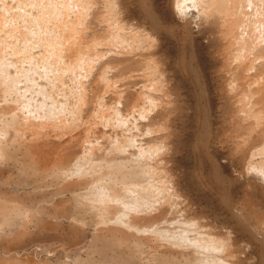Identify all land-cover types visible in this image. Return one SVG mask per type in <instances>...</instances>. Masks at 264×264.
<instances>
[{"label":"rangeland","instance_id":"374dc122","mask_svg":"<svg viewBox=\"0 0 264 264\" xmlns=\"http://www.w3.org/2000/svg\"><path fill=\"white\" fill-rule=\"evenodd\" d=\"M31 1L25 0L24 2V0H0V2L7 4L5 11L4 8L0 7L3 9L0 12L4 13L5 17L9 14L2 23L4 24V22H7V24H5L6 27H1L2 24L0 23V37L8 43L10 42L9 44L13 43L16 44V47H19L22 46V42L24 43L25 36L28 42L30 41L34 44H31V47H34V49L32 47L31 50L33 49L32 52L35 55L32 58L31 64L38 63L37 66L40 65V68H38L40 70H45L46 63L42 60L45 48L38 41L39 37L45 34L47 21L46 19H41L43 22L40 20L38 21L36 20V17L42 11L44 7L43 4L51 5L52 2L50 0H40L41 2L36 4V0ZM48 1H50V3L46 4ZM55 1V3H59L57 2L58 0ZM59 1L61 2V0ZM96 1L97 2L93 7V10H95L94 12L105 11V4L102 1L99 2V0ZM117 1L120 2L119 4L122 8L126 6L123 8V20L125 19L126 23H128L127 26H129V24H134L133 26H140L146 30H154V34L156 33V35L159 36L158 50L161 52H158V55L161 61H163L162 65L164 66L163 68L165 71L164 78L165 80L167 79L165 84L168 83V85H165V88L167 91L170 90L168 91L170 97H168L169 101L166 102L167 104L164 103L163 105H158V108L157 106L154 107L156 108L155 110L158 111L155 116L138 118V126L133 127L131 122L130 124L132 125H127V129H124L123 131L127 134L132 131L131 133L137 135V142L140 141L143 142V145H147L149 142L157 140L160 136V133L155 132H153V135L152 131L148 129L154 126L157 122L165 119L167 125L170 123V127L168 128L167 126L168 130H165V133L167 132V136L171 138L169 142L170 146L173 147H170V150L167 152L166 159H168V157L169 159H165L166 163L164 161V163H160V166L153 163L154 167L152 173L144 176L140 173V171H130L128 168L129 166L122 161L123 154H120L112 148L114 146L113 144H115L116 137L117 139L123 137L121 128H118L117 130L118 126H113L116 125L113 120L116 119L117 121L120 118H127L126 108L137 98V92H145L146 90V93H150V95L155 98L163 96L161 90L157 88L156 80H154L155 82L148 80L142 75L143 80L140 77L139 83L134 87L132 86V88L130 87L131 90L129 87L128 90L125 88V97H123L120 103H115L116 98L114 97L115 94H113L112 91H109V93L108 91H103L104 81H100L102 84L100 82V84H95V87H98V90L96 89V95L98 97L103 96V103H105L104 107L103 104L100 106L97 102V96L89 92L88 97L90 98V102L88 104H91L92 106L87 104L83 108V120L76 125V128L77 126L79 127L78 129L75 130L74 128L71 130L72 132L68 131V134L66 133L67 135H62L63 137L58 136V138L56 136H51L34 140L32 142L34 144V148L31 146L29 147V142L26 143L25 141L22 142L19 147L15 148L11 145L8 146L9 144L5 145L4 151L6 154L0 160V208L4 206V209H0V219L3 221V228L0 229V264H181L180 261H178L179 259L177 258L174 248L164 244L162 239H160L155 232L151 231L150 233L149 231V233H146L148 231H142L138 234L136 231H130L127 229L128 233H131L130 240H126V242L125 240L119 241L110 234L109 228H123L124 226L119 225V223H116L115 221H109V223H105V225H102L104 223L99 224L98 220L100 219V216L96 212V209L93 207L91 208L92 204H98V201L94 199L96 185L105 188L108 186L115 188L116 185L117 188L115 189H117L119 194H122L121 196L125 197L128 202L136 192L141 193L142 186H146L149 183L154 184V187H152V189H148L146 195L144 196L148 197L149 195L150 197H155L157 200L154 198V201L156 202L152 208L150 207L149 209L139 211L136 214L138 217L144 218V220L155 219L153 222H155L158 226L167 227L171 220L178 219L182 213L180 209L184 208V212L187 210V217H196L200 221H203V223L211 225L215 228L216 226H219V231L221 230V233L225 235L228 233L226 230H229L234 237L235 246H237L238 249L240 248V261L242 264H247L249 261L251 263L249 262L248 264H253V262L256 263L258 258H260L262 254L264 255V236L261 235L262 233L260 231L261 223L264 221V192L263 189H261L264 188V179L254 172L250 173L244 170L243 167L246 160L245 154L234 153L238 141L247 129L237 118L232 116L234 103L231 102L232 100L227 94L228 92L226 91L225 85H222V83L225 82L227 74L219 70L218 67L220 62L218 61L220 60L218 59L216 52L212 50L214 48L209 44V39L207 37L208 29L211 24L205 19L199 18L191 6L187 7L188 11L186 10V14L184 13L178 15L179 13L175 11L171 0ZM20 2L25 4H21ZM32 3H35V6ZM36 5L38 6L37 8ZM41 5H43V7H41ZM263 6V4H260V9L256 13V16H252L255 21L258 20L255 22L257 27H262L263 24ZM8 7H10V11L8 10ZM143 13L145 14L143 15ZM12 15H14L15 19ZM133 15L138 16V23L133 20ZM191 15H194L195 17H192ZM52 16L50 19L51 22L48 20V26H52V21L55 19V16ZM72 16L73 14L71 17ZM183 18L185 20H183ZM196 18L197 22H199L198 24L196 22ZM261 18H263L262 21ZM13 19L14 22H12ZM90 19L92 21L94 20V24L92 29L87 32L88 36L93 33L94 29L99 30L96 32L101 33L103 32L101 30H104V28L107 27V25L104 24L106 22L103 24L101 23V25L95 22L94 17H91ZM11 22L14 25H12ZM43 24H45V26ZM96 25L98 27H96ZM11 26H13V31L10 30ZM17 26H19V29L14 28ZM187 28L189 31L192 29V33L186 30ZM159 29L162 30L159 31ZM8 32H10V34ZM178 33H180V35ZM195 42H197V44ZM183 43L185 45H183ZM13 44L9 45V47L11 46V50L8 47L9 53L7 52V57L11 58L10 60L16 63L19 66H17L18 68L29 67L31 65L29 62L30 60L28 58L27 60L23 59V55H26L27 51H21L18 49L15 51L12 49ZM184 50L186 53H183ZM209 50L210 52H208ZM205 52H207V54ZM49 53L50 50L48 51V54ZM11 56H13V58ZM194 57L197 60H195ZM19 61L20 63H18ZM126 62L129 64L130 60H124L116 66L117 68L115 67L112 70L110 69L111 71L109 70L107 72L108 77L111 76L110 78H115L119 73H123V68L124 72H127V69H129L130 65L134 62H130L129 65L125 64ZM41 64L44 66H41ZM10 71L13 73L14 69L11 68ZM81 71L82 69L78 70V73H70L71 71L67 72L64 77L65 86H67L65 89L68 90V87L76 84L79 78L82 80L87 79L89 75H86L85 77V75L79 74L82 73ZM169 72L172 73L169 75ZM93 73L94 74H91V77L98 75L100 73V69H95ZM222 74L224 77H221ZM66 77H68V79ZM23 78L21 79V83H24L26 80ZM36 78L40 83H46L45 80H42L45 78L41 77V79L39 76H36ZM74 81L76 82L74 83ZM102 85L103 87H101ZM119 85L124 88L122 84ZM147 86H150V88ZM155 86L159 90H156V88H154ZM153 88L156 91H153ZM220 89H222V92ZM149 90L150 92H148ZM129 91H131V93ZM153 92L157 96H154ZM157 92L159 93L157 94ZM102 93L104 95H102ZM132 94L134 96H132ZM58 97L61 101L64 100V94L62 91L58 94ZM33 99L34 101H39L41 96L34 95ZM126 100H129L128 104ZM111 103L116 105V107L120 106L118 108L120 110L123 109L124 111L121 110V114L115 113ZM146 103L149 104L148 99L146 100ZM90 107L91 109H89ZM92 108H94L96 113L100 111V113L97 114L94 112L96 115L93 114L95 117L94 121L96 122L93 121L94 117L90 115ZM101 110L103 111L101 112ZM107 110L109 112H107ZM97 115L101 116H98V120L96 119ZM108 115L109 117L111 115V117L109 118ZM104 116H107L108 118ZM85 118L88 119L85 120ZM89 121H91L92 127ZM130 121L131 120H129V122ZM112 126L117 131L113 130ZM93 127L95 128L91 129ZM129 127L131 130L128 129ZM138 127L142 133L138 131ZM135 130L136 132L138 131V133H136ZM78 131H81L82 133H79ZM84 134H88V137H86L87 139L90 137V139L82 142V135L85 136ZM143 134L146 136L141 137ZM72 136H75L74 139ZM151 137H153L152 140L150 139ZM68 138L70 140H68ZM254 138H256V136ZM76 141L77 143H75ZM172 141H174V143H172ZM82 144L85 145V147L86 145L88 147L96 144L95 147L97 148L94 153H83ZM136 146L137 143L132 145L130 149L134 150V147ZM70 155L71 157H69ZM60 160L67 166L68 164L70 166L80 163L86 168H92L93 173H97L86 176L87 179L82 178L85 183H83L84 185L82 184L81 188H79L74 184L76 178L72 177L73 179H71L69 176H64L59 172L58 168L62 163ZM165 169L173 178L171 179V183L165 181ZM238 169L244 171L242 172V175ZM242 176L244 178H242ZM259 183H262L263 186L259 187L261 186L258 185ZM131 184H134V187H130ZM172 192L173 195H170L172 197L169 202H164V197H167L168 199V194H171ZM11 199H15L17 201V205L21 211L18 212V214L15 213V210L13 209V212L11 211L10 207L13 205L10 201ZM6 202L7 204H5ZM117 205L122 207L119 204ZM7 208L10 211H6ZM25 208L32 209L30 219H28L23 213ZM161 208L164 209L161 210ZM221 219L229 220L228 222L230 225L227 228L221 227V223L219 222ZM111 220L115 219L112 218ZM164 220L168 221L164 222ZM150 227L153 226L150 225ZM148 237L152 238L149 239ZM131 239L133 240L131 241ZM237 241L239 243H237ZM241 248L243 250H241Z\"/></svg>","mask_w":264,"mask_h":264},{"label":"bare ground","instance_id":"6f19581e","mask_svg":"<svg viewBox=\"0 0 264 264\" xmlns=\"http://www.w3.org/2000/svg\"><path fill=\"white\" fill-rule=\"evenodd\" d=\"M32 1H34V0H32ZM50 1L52 2V4L51 5L43 4L44 7H43V5H41V7H43V9L41 8L42 11L39 13L38 16L36 15L37 16L36 20L42 21L43 19H46V21H47V23H46L47 26H45V24H43L45 26V29H46L45 34L41 35L39 37V41H38L45 48L44 49L45 52L42 56V60L45 61L44 63H46L45 64V66H46L45 70H40L39 69L40 65L37 66L38 63L37 64H31L32 58L35 56L32 52L34 47L32 46L33 49L31 50V48H32L31 44L32 43L30 41L28 42L25 36H24V43L22 42V46L16 47V44H13V43H11V44H13L12 49L15 51H17V49L21 50V51H27V54L23 55L24 56L23 59L27 60V58H28L30 60L29 62L31 65L27 68H24V67L18 68L19 66L16 63L12 62V60H10L11 58L7 57V54L9 53L8 47L11 44H9L10 42L8 43L7 41H4V39L0 37V87H1L0 88V90H1V92H0V160L6 154L4 151L5 145L9 144L8 146L11 145L15 148V147H19L22 144V142L25 141L26 143L29 142V145H28L29 147L31 146L32 148H34V144L32 143L34 140H37V139H40L43 137L44 138L45 137H51V136H56V137L60 136L61 137L62 135L66 134L68 131H71L74 128H75V130L78 129L79 127L77 126V128H76V125L79 122H81V120H83L82 119L83 108L90 102V98L88 97V93L90 92V93L94 94L95 96H97L96 95V89L98 87H95V84L99 83L100 81H104L103 82L104 83V88H103L104 90L103 91L104 92L108 91V93H109V91H112V93L115 94L114 95V97L116 98L115 103L116 102L120 103L121 100L123 99V97H125L124 96L125 88L128 90V87H129V89H130V87L132 88V86L134 87L135 85H137L139 83L140 77L142 79V77L144 76L148 80H152V81L156 80L157 88H159L161 90V92L163 93V96L161 95L162 97L158 96L160 98H155V97L151 96L150 93H146V90H145V92H143V91L137 92V98L126 108L127 118L126 119L125 118H120V119L117 118V119H119L117 121L114 118L115 120H113V121H115V124H116L113 126L114 127L118 126L117 130H118V128H121L123 137L118 138V139L116 137L115 144H113L114 146L112 148H114L120 154H123L122 161L125 162L127 166H129L128 168L130 171H140V173H142L144 176L149 175L153 171V167H154L153 163L157 164V166H160V163H164L166 156H167V152H168V150H170L171 146H170L169 140L171 138H169L167 136V134H166L167 132L165 133V130H168L167 126H168V128L170 127L169 126L170 123L167 125V122L164 119L160 122H157L154 126L150 127L148 130L152 131L153 135H154L153 132H155V133H160V136L158 137L157 140L153 139L154 141L149 142L147 145H143L142 144L143 142H140V141L137 142V137H136L137 135L131 133L132 131L127 134V133H124L123 130L127 129V125H129L131 122L133 125L132 124H130V125H132L133 127L138 126L137 125L138 124L137 121L139 120L138 118L155 116L156 113H158V111L155 110L156 108H154V107L157 106V108H158V105H163L164 103L169 101L168 97H170V96H169L168 91H170V90L167 91V89L165 88V85L166 84L168 85V83L165 84V81H167V79L165 80V78H164V72L165 71L163 68L164 66L162 65L163 61H161V59L158 55V52H159V50H158V47H159L158 37L159 36H157L156 33L154 34V30L153 31L146 30L144 28H141L140 26L139 27L133 26L134 24L133 25L129 24V26H127L128 23H126L125 19L123 20V8H125L126 6H124L122 8L119 4L120 2H118L117 0H99V2L102 1L105 4L104 7H106V8L104 9L105 11H100V12H96V13L94 12L95 10H93V7L97 2L96 0H61V2L58 0L57 2H59V3H55L56 2L55 0H50ZM50 1H48L46 4L50 3ZM171 1L173 3L172 6H174L175 11L177 13H179L178 15L184 14V13L186 14V12L188 11L187 7L191 6L192 9L195 10L194 12L197 13L199 18H203L211 24L210 28L208 29V36L207 37L209 39V44L211 46H213V48H214V49H212V48L211 49L216 52V55H217L218 59L220 60V61H218V62H220V65L218 67L219 70L222 72H225V74H227L225 82L223 80L224 83H222V85H225L226 91L228 92L227 94L229 95L230 99L232 100L231 102L234 103L232 116L237 118L241 122V124L247 129L246 132L241 136V139L238 141V143L235 147L234 153L245 154L246 160L244 162V167H243L244 170L247 172H250V173L254 172L257 175H259L261 178L264 179V20H263L264 17L261 18V21L263 20L262 27H257V24H255V22L258 20L255 21L252 17V16H256V13L260 9V7H259L260 4L264 5V0H171ZM24 2H25V0H24ZM40 2H41L40 0H36L35 3L37 4ZM0 3H1L0 7L4 8V11H5L6 10L5 7L7 6V4L4 2H0ZM35 3L34 4L32 3V4L35 6ZM21 4H25V3H21ZM32 4H31V6H32ZM104 4H101V5H104ZM37 7L38 6L36 5V8ZM101 7H103V6H101ZM1 8H0V11L3 10ZM9 8L10 7H8V10H9ZM263 8H264V6H263ZM38 11H39V9H38ZM190 11H192V10H190ZM5 14H7V13H5ZM72 14H73V16L71 17ZM144 14L145 13H143V15ZM14 15H12V16L14 17ZM52 15L55 16V19L52 18L53 24H52V26H48V23H49L48 20L51 19ZM145 16L148 17L147 15H145ZM182 16H184V15H182ZM6 17L4 15V13L0 12V23L1 24L3 23V20ZM91 17H94L96 23H99V24L102 23L103 24L104 22H106L104 24H106L107 27L105 26L106 28H104V30H101V31H103V32L100 31L101 33L96 32L99 30L94 29L95 32L94 31H93V33L91 32L92 34L88 36L87 32L90 31V29H92L93 24H94L93 23L94 20L92 21L90 19ZM192 17H195V16L193 15ZM30 18H31V16H30ZM58 18H60V19H58ZM131 18H132V16H131ZM149 18H150V16H149ZM14 19H15V17H14ZM14 19L12 22H14ZM25 20H28V19H25ZM133 20L138 23L139 22L138 16L133 15ZM157 20H156V22H157ZM183 20H185V19L183 18ZM200 20H198V21H200ZM42 22H40V23H42ZM50 22H51V20H50ZM196 22H197V18H196ZM201 22H202V20H201ZM198 23L199 22H197V24ZM5 24H7V22H4V24H2L1 27L5 28L6 27ZM156 24H158V23H156ZM190 24H191V21H190ZM12 25H14V24L12 23ZM97 25H96V27H98ZM160 25H162V24H160ZM18 27L19 26L14 27V28L17 29ZM12 28H13V26H11L10 30H12ZM101 29H102V26H101ZM162 29H164V28H162ZM162 29H159V31ZM186 30H188V28ZM191 30L190 31L188 30V31L191 32ZM199 30H200V28H199ZM8 31H9V29H8ZM38 31H39V29H38ZM164 31H166V30H164ZM188 31H186V32H188ZM10 32H8V33L10 34ZM178 34L180 35V33H178ZM188 35H190V34H188ZM203 35H204V33H203ZM186 38H188V37H186ZM160 41H162V40H160ZM38 42H36V43L38 44ZM190 42H189V44H190ZM195 43L197 44V42H195ZM32 45H34V44H32ZM38 45H40V44H38ZM183 45H185V44L183 43ZM188 47H189V45H188ZM191 47H192V45H191ZM9 49L11 50V46L9 47ZM191 49H190V51H191ZM49 50H50V53L48 54ZM208 52H210V50ZM183 53H186L185 50ZM205 53L207 54V52H205ZM17 55H18V53H17ZM49 56H50V59H49ZM11 57L13 58V56H11ZM198 57H199V55H198ZM161 58H163V57H161ZM182 58H183V56H182ZM18 59H20V58H18ZM194 59H195V57H194ZM213 59H215V58H213ZM33 60H35V59H33ZM124 60H130V62H134L132 65H130V68L127 69L128 71L124 72V68H123V73H119L115 78H110L111 76L108 77L107 72L110 69L112 70L113 68L118 66L119 63H122ZM195 60H197V59H195ZM130 62H129V64H130ZM18 63H20V61ZM135 63H136V65H135ZM201 63H202V61H201ZM210 63H212V62H210ZM210 63H209V65H210ZM42 64H41V66H44ZM125 64H127V62ZM129 64H127V65H129ZM11 68L14 69L13 73L10 71ZM126 68H127V66H126ZM81 69H82V71H81L82 73H79V74H83V75H85V77H86V75H89L87 77V79L82 80L79 78V80H77V82L74 81V83L76 82V84L72 85L71 87H68V90L65 89V87H67V86H65L66 84H65L64 77L67 74V72L71 71L70 73H72V72L76 73L78 70H81ZM95 69H100V73L96 76L91 77V74H94L93 71ZM169 71H171V70H169ZM172 72H169V75ZM223 74H222V76L221 75H219V76L224 77ZM36 76H39L40 78L41 77L45 78V79H42V78L41 79L43 81L45 80L46 83H44V82L40 83L39 80L36 78ZM23 77L26 80L24 83L23 82L21 83V79ZM168 77H170V76H168ZM66 78L68 79V77H66ZM144 80H145V78H144ZM146 82H144V83H146ZM119 84H122L124 86V88L120 87ZM147 84H150V83H147ZM101 87H103V85ZM136 88H137V86H136ZM148 88H150V86ZM154 88H156V86ZM154 88H153V91L155 90ZM157 88H156V90H159ZM141 90H142V88H141ZM220 90L222 92V89H220ZM61 91L64 94V100H62V101L58 97V94ZM129 92L131 93V91H129ZM148 92H150V90ZM103 93H102V95L105 94V93L104 94ZM158 93L159 92H157V94ZM171 93H172V90H171ZM153 94H154V92H153ZM34 95L41 96V99L39 101H34V99H33ZM228 95H227V97H228ZM95 96H94V98H95ZM132 96H134V95L132 94ZM154 96H157V95L154 94ZM102 98H103V96H100V97L97 96V99L96 98L95 99L97 100V102L99 103L100 106H102V104H103V107H104L105 103H103L104 100ZM145 98H147L149 100V104H147L148 102L146 103L147 99H145ZM91 99H93V98H91ZM104 99H105V97H104ZM129 100L128 101L126 100L127 104L129 103ZM166 104H165V107H166ZM169 104H171V103H169ZM88 105L92 106L91 104H88ZM96 106H97V103H96ZM96 106H95V108H96ZM100 106H99V108H100ZM112 106L114 108L115 113L121 114V110L124 111L123 109L120 110L118 108L120 106L116 107V105H113V104H112ZM167 108H168V105H167ZM86 109H87V107H86ZM89 109H91V107ZM102 111L103 110H101V112ZM94 112H95L94 108H92L90 115L93 116V114L96 115L97 113H100V111L97 113L95 112L96 114ZM107 112H109V111L107 110ZM109 114H111V113H109ZM112 114H114V113H112ZM122 114H124V113H122ZM98 116H100V115H97L96 119L98 118ZM113 116H112V118H113ZM164 116H165V112H164ZM104 117L108 118L109 115H108V117L107 116H104ZM110 117H111V115H110ZM106 118H104V119H106ZM87 119L85 118V120H87ZM94 120H95V117L93 118V121ZM129 120H131V121L129 122ZM89 122L91 124V121H89ZM94 122H96V121H94ZM84 124H86V123H84ZM151 125H153V124H151ZM119 126H121V127H119ZM86 127H90V126H86ZM91 127H92V124H91ZM114 127H113V130H116V129H114ZM94 128L95 127L91 128V129H94ZM91 129H90V131H91ZM128 129H130V127ZM135 129H137V128H135ZM138 129H139V127H138ZM75 130H74V132H75ZM93 131H95V130H93ZM138 131H140V129ZM138 131L136 132V130H135L136 133H138ZM86 133H88V132H86ZM140 133H142V132L140 131ZM161 133H162V135H161ZM152 134H151V136H152ZM87 135H85V136L82 135V137H83L82 142L84 140L88 141V139H90V137L87 139V137H88ZM144 136H146V135L143 134L141 137H144ZM147 136H149V135H147ZM255 136H256V138H254ZM74 137H73V139H74ZM138 137H140V136L138 135ZM141 137H140V139H141ZM152 138L153 137H151L150 139L152 140ZM46 139H48V138H46ZM68 140H70V139L68 138ZM35 143H36V141H35ZM66 143H67V141H66ZM75 143H77V141ZM136 143H137V146L134 147V150L130 149V147L132 145H135ZM172 143H174V141H172ZM85 144H88V143H85ZM79 145H80V143H79ZM25 146H27V145H25ZM95 146H96V144L94 146L91 145L88 147H87V145H86V147H85V145H83L82 151H83V153L84 152H89V154L94 153L95 149L97 148ZM99 147H100V145H99ZM171 148H173V147H171ZM67 149H69V148H67ZM6 151H8V150H6ZM80 151H81V149H80ZM71 155L69 157H71ZM168 159H169V157H168ZM168 159H166V160H168ZM240 162H241V160H240ZM165 163H166V161H165ZM58 169L62 175L69 176V178H71V179H73L72 177L76 178L74 184H75V186H77L79 188H81L82 184L85 183L82 178H86V176H90L91 174L97 173V172L93 173L92 168H86L85 166H83L80 163H77L75 165H70V166L68 164V166H67V165H65L64 162H62ZM239 171L241 172V175H242V172H244L241 170H239ZM164 172H165V176H166L165 181L171 183V179H173L171 174H169L166 169ZM259 176H257V177H259ZM242 178H244V177L242 176ZM67 179H68V177H67ZM173 181H175V180H173ZM246 181H248V180H246ZM134 184H131L130 187L133 186ZM137 184H139V183H137ZM153 185L154 184L149 183L146 186L145 185L142 186L141 187V193L136 192L134 194V196L131 198V200H129L128 202L126 201L125 197L121 196L122 194L120 195L119 191H117V189H115V188H117L116 185H115V188H113L112 186L109 187L108 184H107L108 187H106V188L94 185L95 189H96L95 194H94L95 195L94 199L98 201V204H92L91 208L93 207L94 209H96L97 210L96 212L100 216L98 223L99 224L104 223L102 225H105V223H109V221H115L116 223H119V225L124 226L123 228L117 227L115 229L113 227H110L109 231H110V234L113 235L117 240H119V241L125 240V242H126V240L128 241L131 238L130 237L131 233L129 232L130 233L129 234L127 229L130 231H132V230L136 231V232H138V234H139V232H142V231H145V232L148 231L146 233H149V231H150V233H151V231L155 232L159 236V238L162 239L164 244H167L171 248H174V250L176 251L175 253L177 255V258L179 259L178 261H180L181 264H242V262L240 261L241 260V254H240L241 252L239 251L240 248L238 249V247L235 246L236 244L234 241V237L232 236V234L230 233L229 230H226V231H228V233L225 235V234L221 233V230L219 231V229H218L219 226L217 227L215 225L216 226V228H215L211 225L203 223V221H200L196 217H189V216L187 217V215H186L187 210H186V212H184L185 211L184 208L180 209L182 211V213L180 214L178 219L171 220L167 227L158 226L155 222H153L155 219L154 220H144V218L138 217V215H136V214L139 211L149 209L150 207L152 208L156 202V201H154L155 197L153 198V197H150L149 195H148V197L144 196V195H146V192L148 191V189H152V187H154ZM258 185H261L259 187L263 186L262 183L261 184L259 183ZM93 189H94V187H93ZM261 189H263V192H264V188H261ZM168 191H169V189H168ZM169 193H170V191H169ZM170 195H173V192L171 194H168V197H169L168 199H167V197H164L165 198V199H163L164 202L165 201H166V203L169 202V200L172 197ZM155 200H157V199L155 198ZM3 201H4V199H3ZM10 201L13 204L12 207L9 206L11 208V211L13 212V210H15V213H17V214H18V212H21L20 208L17 205V201L15 199L14 200L11 199ZM5 204H7V202ZM117 204L121 205L122 207L118 206ZM3 207H1V208H3ZM168 208H169V206H168ZM162 209H164V208H161V210ZM7 210H9V209L7 208L6 211ZM31 212H32L31 208H28V209L25 208V210L23 211V213L25 214V216L28 219H30V217H31ZM2 215H6V214H2ZM162 215H163V213H162ZM159 216H161V215H159ZM112 218H114L115 220H111ZM221 218H223V217H221ZM235 218H237V217H235ZM216 219H217V216H216ZM225 219H221L219 222L221 223V225H220L221 227L227 228L230 224L228 222L229 220H225ZM0 220L2 221V219H0ZM1 221H0V229L3 228V226H2L3 221L2 222ZM165 221L167 222L168 220H164V222ZM145 223H147V224H145ZM214 224H216V223H214ZM150 225L153 227H150ZM217 225H218V223H217ZM124 228H126V229H124ZM260 231L262 233L261 235L264 236V221L261 223ZM108 235H109V233H108ZM151 238H149V239H151ZM133 239H131V241ZM235 240H236V238H235ZM237 243H239V242L237 241ZM244 249H246V248H244ZM241 250H243V249L241 248ZM249 253H251V252H249ZM248 256H249V254H248ZM10 262H12V261H10ZM253 264H264V255L262 254L261 257L258 258L256 263L253 262Z\"/></svg>","mask_w":264,"mask_h":264}]
</instances>
